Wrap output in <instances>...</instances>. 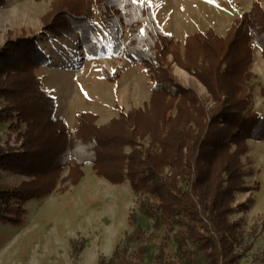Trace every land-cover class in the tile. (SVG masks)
Masks as SVG:
<instances>
[{"label":"trees","instance_id":"obj_1","mask_svg":"<svg viewBox=\"0 0 264 264\" xmlns=\"http://www.w3.org/2000/svg\"><path fill=\"white\" fill-rule=\"evenodd\" d=\"M5 2L0 0V8ZM94 12L108 31L112 50L122 49L126 58L145 69L152 82L147 106L120 108L117 118L100 126L95 114L81 112L77 128L70 130L63 118L55 116V99L36 73L49 60L39 39L25 34L8 39L0 46V125L11 121L10 128L25 125V131L18 134L21 150L0 145V171L30 180L14 189H0V221L21 224L26 201L50 195L58 182L77 185L88 163L110 184L127 181L140 212L155 219V230L164 227L154 264H190L189 242L205 254L207 264H238L251 246L237 251L243 219L232 221L229 215L236 211L231 206L233 193L251 190L243 185L242 157L248 141L264 140V116L247 108L244 91L245 81L252 77L248 67L254 47L264 63V0L254 1L224 37L209 28L187 35L182 48L159 26L145 0H52L41 17L43 34L56 38L78 34L79 47L88 57H97L106 51L93 24ZM122 27L128 32L126 42ZM174 65L193 81L183 84ZM101 74L110 83L120 77L106 68ZM260 95L264 98V85ZM65 167L68 173L61 178ZM144 195L155 200L153 207L141 200ZM247 202L237 211L245 212L252 201ZM136 220L131 210L128 225ZM146 238L137 227L107 261L99 259L97 264L141 260L147 248L140 244ZM130 244L139 245L133 254L128 253ZM169 244L175 246L174 258L166 256ZM71 248L75 257L80 250L75 243Z\"/></svg>","mask_w":264,"mask_h":264},{"label":"rangeland","instance_id":"obj_2","mask_svg":"<svg viewBox=\"0 0 264 264\" xmlns=\"http://www.w3.org/2000/svg\"><path fill=\"white\" fill-rule=\"evenodd\" d=\"M51 1L6 0L4 6L0 8V46L8 39H15L22 34L36 36L41 50L49 59L46 65L51 66L43 79L46 82L58 80L67 83V99L78 107L87 108L83 109L85 111H89L90 106L99 108L98 93L104 90L106 95L111 96L112 103H116L115 108L118 110L119 106L125 111L132 107H146L148 102L144 100L141 103L135 96L147 95L152 85L150 78L137 61L124 56L122 49L116 52L112 50L108 31L96 12L93 15V24L97 29L98 39L106 51L97 57H88L79 47L78 34L63 38H56L52 34L44 36L41 17L50 10ZM145 1L154 8L159 18L158 24L163 31L172 33L176 39L180 34L205 31L210 27L215 29L221 22L227 24L236 16H241L245 8L257 0ZM101 10L104 11V7ZM120 35L123 42L129 38L125 27H122ZM173 67L174 74L183 84L188 85L193 81L188 74H180L177 66ZM102 68L118 72L119 79L115 83L106 81L101 74ZM78 70H81L80 74ZM248 70L252 77L244 83L247 108L264 116V98L260 95V88L264 85V63L256 47L253 48V58ZM123 80H129V86L124 85ZM135 80L142 81V88L136 86ZM197 85L200 93L204 94V88L198 83ZM131 87L136 90L132 91L133 94L130 91ZM13 123L17 125L15 121ZM11 124L12 122L8 121L0 125V145L5 149L15 146L21 150L22 138L18 139V134L25 131V125H19L14 129L10 128ZM144 145L148 146V143L144 141ZM126 151L129 152V149ZM242 162L245 170L243 185L251 190L233 193L231 206L236 211L229 215V219L232 221L243 219L241 221L243 234L237 251H240L242 246L250 245L251 248L238 264H264V140L248 141V151L242 157ZM83 172L84 182L79 188L72 187L68 182L64 184L59 182L57 195L26 201L24 204L26 214L21 224L10 225L0 221V264H97L99 259L107 261L115 247L124 242L125 235L137 227L146 234V240L140 245H145L147 252L141 260L131 258V261L133 264L155 263L154 257L163 240L164 227L155 230L153 228L155 219H150L140 212L139 203H136L137 197L134 196L127 181L116 185L110 184L105 179L97 177L88 165ZM67 173L68 167H65L60 177L66 176ZM29 180L30 178L25 175L0 171V189H14L23 181ZM101 182L108 187L120 188L124 194V208L119 213L115 225L112 224L113 209L109 205V199L97 194L103 189ZM63 187L65 190H60ZM141 200L149 207L155 205V200L148 195L142 196ZM248 200L252 202L247 210L237 211L238 206L248 203ZM131 210H134L137 216L134 225L127 223ZM72 243L80 250L75 257L71 256ZM138 247V244H130L128 253H135ZM188 247L193 251L190 264H207L204 253L198 251L191 242ZM174 250V244H169L166 256L174 258Z\"/></svg>","mask_w":264,"mask_h":264},{"label":"crops","instance_id":"obj_3","mask_svg":"<svg viewBox=\"0 0 264 264\" xmlns=\"http://www.w3.org/2000/svg\"><path fill=\"white\" fill-rule=\"evenodd\" d=\"M252 4V3H251ZM249 4L246 8H245V12L249 9L250 5ZM151 6V5H150ZM152 8V6H151ZM153 12H154V8H152ZM244 12V13H245ZM154 16L155 18H157L156 20H159L157 14L154 12ZM238 16H236L237 18ZM235 18V19H236ZM235 19H232L230 20L227 24L224 23V22H221L219 27L218 28H212L210 27L218 36H222L224 37L226 35V31L229 29V27L231 26V24L233 23V21ZM163 21V20H162ZM158 22V21H157ZM164 23V21L162 22ZM160 26V25H159ZM161 27V26H160ZM162 28V27H161ZM209 29V28H207ZM206 29V30H207ZM205 30V31H206ZM205 31H194V32H201V33H204ZM192 32V33H194ZM192 33H189L187 35H190ZM170 35H172L174 37V35L172 33H168ZM186 33L184 34H180L179 37H177L175 40L180 42V45H181V48H182V43H183V40L184 38L187 36ZM258 49V48H257ZM260 51V50H259ZM51 69V66L50 65H44V66H41L37 71V75L39 76L41 82H42V87L50 94V96H52L54 99H55V102H56V111H55V116H59L61 118H63V120L65 121L67 127L70 129V130H75L77 128V125H78V122H77V115L81 112H91L93 114H95L97 116V120H96V125L100 126V125H103V124H106L109 120L113 119V118H117L118 115H119V110L116 109V103L113 102L112 103V98L111 96L109 95H106V90L102 91V92H99L98 93V97L100 98V103H99V108H96L97 106H90L88 109L89 111H85L83 109H87V108H83L82 106L81 107H78L75 103L73 102H70L68 99H67V96H66V89L68 87L67 83H62L61 81H48L46 82L43 78V76H45L48 71H50ZM59 69V68H58ZM149 79V78H148ZM124 81V80H123ZM135 84L137 87H140L142 88L141 86L143 85L141 82L142 81H137L135 80ZM124 85H128L129 86V80H126L124 82H122ZM122 83H121V86H122ZM134 86V87H136ZM133 87V88H134ZM151 87L152 85H150V88H149V91L147 93V95H143V94H138V96H135L136 98L139 99V101H141V103L144 102H148L149 100V97H150V93H151ZM132 87L130 88V91L132 93V91L135 90V88L133 89ZM124 94V93H123ZM133 94V93H132ZM139 95L140 98H139ZM106 96V97H105ZM137 99V100H138ZM120 108L123 109L122 106H119ZM134 108V107H132ZM140 108V107H138ZM131 109V108H130ZM125 111V110H124ZM127 111V110H126ZM89 166V168H91V164H84V166L82 167V170L84 171L85 169V166ZM84 175H85V172H84ZM84 180L83 178L79 181V183L77 185H75L74 187L76 188H79L82 184H83ZM59 182L56 186V191L52 192L50 195H57L58 193L57 190L59 188ZM73 187V186H72ZM83 189V188H82ZM67 194V192H66ZM50 197V196H49Z\"/></svg>","mask_w":264,"mask_h":264},{"label":"bare ground","instance_id":"obj_4","mask_svg":"<svg viewBox=\"0 0 264 264\" xmlns=\"http://www.w3.org/2000/svg\"><path fill=\"white\" fill-rule=\"evenodd\" d=\"M179 73L185 75V72L181 69H178ZM79 74L81 70L77 71ZM103 186V189H100L97 194L106 196L109 199V205L112 207V224H117L118 215L124 208V199L123 193L118 187H108L103 182L100 183Z\"/></svg>","mask_w":264,"mask_h":264},{"label":"snow or ice","instance_id":"obj_5","mask_svg":"<svg viewBox=\"0 0 264 264\" xmlns=\"http://www.w3.org/2000/svg\"><path fill=\"white\" fill-rule=\"evenodd\" d=\"M132 2H133V3H135V2H136V0H132Z\"/></svg>","mask_w":264,"mask_h":264}]
</instances>
